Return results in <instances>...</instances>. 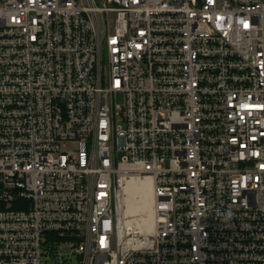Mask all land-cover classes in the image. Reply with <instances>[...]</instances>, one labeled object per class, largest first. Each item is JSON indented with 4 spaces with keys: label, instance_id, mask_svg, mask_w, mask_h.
I'll return each mask as SVG.
<instances>
[{
    "label": "built area",
    "instance_id": "2783aa9c",
    "mask_svg": "<svg viewBox=\"0 0 264 264\" xmlns=\"http://www.w3.org/2000/svg\"><path fill=\"white\" fill-rule=\"evenodd\" d=\"M0 264H264V0H0Z\"/></svg>",
    "mask_w": 264,
    "mask_h": 264
},
{
    "label": "bare ground",
    "instance_id": "6f19581e",
    "mask_svg": "<svg viewBox=\"0 0 264 264\" xmlns=\"http://www.w3.org/2000/svg\"><path fill=\"white\" fill-rule=\"evenodd\" d=\"M125 206L123 213L125 214L122 221H125L127 215L131 217L125 221L127 226H137L141 231H151L153 228L152 219V185L150 180H139L132 178L127 181L125 186ZM125 193V194H126ZM122 203V202H121ZM123 208V205H117V210ZM122 213V212H121ZM129 217V218H130Z\"/></svg>",
    "mask_w": 264,
    "mask_h": 264
},
{
    "label": "rangeland",
    "instance_id": "374dc122",
    "mask_svg": "<svg viewBox=\"0 0 264 264\" xmlns=\"http://www.w3.org/2000/svg\"><path fill=\"white\" fill-rule=\"evenodd\" d=\"M118 101L119 102H121L122 101V97H119L118 98ZM126 192H125V189H124V192L121 194V196H120V201H119V205H123V208L121 209V210H119L120 211V216L123 218V216L125 215L124 213H123V209H124V204H125V197L127 196V193L125 194ZM122 202V203H121ZM122 212V213H121ZM130 216L129 215H127V217H126V219H125V221L126 220H128V219H131V217L129 218ZM124 221V222H125Z\"/></svg>",
    "mask_w": 264,
    "mask_h": 264
}]
</instances>
